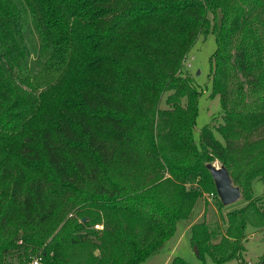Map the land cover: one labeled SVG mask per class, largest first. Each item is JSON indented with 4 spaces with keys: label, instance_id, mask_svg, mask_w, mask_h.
Returning <instances> with one entry per match:
<instances>
[{
    "label": "trees",
    "instance_id": "trees-1",
    "mask_svg": "<svg viewBox=\"0 0 264 264\" xmlns=\"http://www.w3.org/2000/svg\"><path fill=\"white\" fill-rule=\"evenodd\" d=\"M211 32L222 122L199 146L185 63ZM215 161L238 205L220 200ZM258 179L264 0H0V264H140L210 192L225 215L208 220L207 206L192 245L204 261L240 260L248 227L264 232Z\"/></svg>",
    "mask_w": 264,
    "mask_h": 264
},
{
    "label": "rangeland",
    "instance_id": "rangeland-1",
    "mask_svg": "<svg viewBox=\"0 0 264 264\" xmlns=\"http://www.w3.org/2000/svg\"><path fill=\"white\" fill-rule=\"evenodd\" d=\"M211 17L212 14L210 13ZM217 50V40L214 33H210L207 36H201L187 58L185 63L186 75H191L201 91L199 98V115L197 118V126L195 130V141L201 146V130L205 126L218 127L221 122L222 105L219 96L213 97V85L209 78L211 73V58ZM165 95L161 108H166ZM215 137L223 142V138L215 130ZM216 167H221L218 161L214 162ZM264 184L261 180H255L253 183V192L256 197L263 194ZM240 202V201H239ZM236 203L234 205L239 204ZM207 219L214 218V220L220 215H225V208L221 210L218 205V199L213 192L203 194L194 209L192 217L187 221H180L177 225L176 231L173 236L166 242L165 247L157 254L149 257L147 260L140 264H172L175 257L180 256L191 264H255L264 259V232H255V229L248 227L246 234L247 237L244 242V251L242 258L232 259L224 263H217L212 258L208 257L206 261L201 259L191 242L190 227L197 222L206 220V208ZM221 218V217H220ZM221 225L224 227V224ZM224 223V222H223ZM14 264V263H11ZM32 264V263H30Z\"/></svg>",
    "mask_w": 264,
    "mask_h": 264
},
{
    "label": "water",
    "instance_id": "water-1",
    "mask_svg": "<svg viewBox=\"0 0 264 264\" xmlns=\"http://www.w3.org/2000/svg\"><path fill=\"white\" fill-rule=\"evenodd\" d=\"M209 169L214 178L216 190L223 205L228 207L238 203L242 198V193L240 188L233 184L228 170L222 166L216 167L214 164L209 165Z\"/></svg>",
    "mask_w": 264,
    "mask_h": 264
},
{
    "label": "built area",
    "instance_id": "built-area-1",
    "mask_svg": "<svg viewBox=\"0 0 264 264\" xmlns=\"http://www.w3.org/2000/svg\"><path fill=\"white\" fill-rule=\"evenodd\" d=\"M95 229H97V230H101V229H103V227L97 225V226L95 227ZM32 264H41V258H36V259H34V261L32 262Z\"/></svg>",
    "mask_w": 264,
    "mask_h": 264
}]
</instances>
